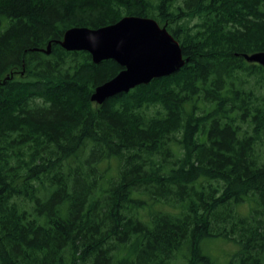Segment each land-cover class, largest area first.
Returning <instances> with one entry per match:
<instances>
[{"label": "trees", "instance_id": "1", "mask_svg": "<svg viewBox=\"0 0 264 264\" xmlns=\"http://www.w3.org/2000/svg\"><path fill=\"white\" fill-rule=\"evenodd\" d=\"M124 16L187 60L98 104L122 66L59 41ZM260 51L264 0H0V264H264Z\"/></svg>", "mask_w": 264, "mask_h": 264}, {"label": "water", "instance_id": "2", "mask_svg": "<svg viewBox=\"0 0 264 264\" xmlns=\"http://www.w3.org/2000/svg\"><path fill=\"white\" fill-rule=\"evenodd\" d=\"M59 44L68 51H87L94 63L113 59L122 66L114 77L95 87L90 99L98 104L137 85L147 84L153 78L170 75L187 60L166 27L143 16H124L96 29L71 27ZM41 50L49 53L50 43ZM243 57L264 67V51Z\"/></svg>", "mask_w": 264, "mask_h": 264}, {"label": "rangeland", "instance_id": "3", "mask_svg": "<svg viewBox=\"0 0 264 264\" xmlns=\"http://www.w3.org/2000/svg\"><path fill=\"white\" fill-rule=\"evenodd\" d=\"M236 249V244L230 240L213 238L208 241L204 251L211 256L214 264H225L229 261Z\"/></svg>", "mask_w": 264, "mask_h": 264}]
</instances>
